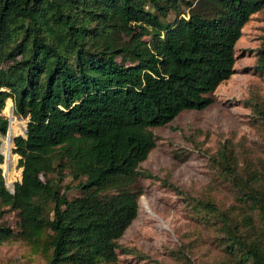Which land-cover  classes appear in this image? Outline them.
Wrapping results in <instances>:
<instances>
[{
  "label": "trees",
  "instance_id": "obj_1",
  "mask_svg": "<svg viewBox=\"0 0 264 264\" xmlns=\"http://www.w3.org/2000/svg\"><path fill=\"white\" fill-rule=\"evenodd\" d=\"M263 9L264 0H0V113L12 98L29 118L15 136L19 125L0 115V220L19 216L17 228L0 223V243L23 241L46 264H118L131 252L119 240L139 213V179L153 176L139 169L156 146L152 129L214 102ZM14 153L22 178L11 191L3 168L13 182ZM214 160L236 202L189 205L216 234L215 264H264V167H242L226 143Z\"/></svg>",
  "mask_w": 264,
  "mask_h": 264
},
{
  "label": "rangeland",
  "instance_id": "obj_2",
  "mask_svg": "<svg viewBox=\"0 0 264 264\" xmlns=\"http://www.w3.org/2000/svg\"><path fill=\"white\" fill-rule=\"evenodd\" d=\"M261 49L264 9L243 28L236 45L235 73L212 94L214 102L203 110H185L169 124L152 129L156 146L139 169L153 176L139 179V213L119 240L131 252L120 250L118 264H185L184 253L192 264H215L223 259L215 232L197 219L189 198L212 196L223 209L236 202L230 188L220 183L214 160L225 143L239 154L242 167L249 162L264 167V71L258 68ZM16 116L19 120L8 118L9 126L19 125L15 136L25 135L29 118ZM14 154L13 182L5 175L6 158L1 165L11 191L22 178L20 156ZM76 193L70 191L71 196ZM18 222V213L10 211L0 220L14 228ZM0 264L46 261L25 242L9 240L0 243Z\"/></svg>",
  "mask_w": 264,
  "mask_h": 264
},
{
  "label": "built area",
  "instance_id": "obj_3",
  "mask_svg": "<svg viewBox=\"0 0 264 264\" xmlns=\"http://www.w3.org/2000/svg\"><path fill=\"white\" fill-rule=\"evenodd\" d=\"M8 99H10L12 101V106H11V111L9 110H6V107H7V101ZM7 101H6V106L5 108L2 110V112L0 113V115H5L6 117H8L9 119L11 118V113H14L15 114V105H14V102H13V99L12 98H8ZM11 121V119H10ZM6 139V138H5ZM4 140H2V144H1V151L3 153V145H4ZM4 154V153H3Z\"/></svg>",
  "mask_w": 264,
  "mask_h": 264
},
{
  "label": "bare ground",
  "instance_id": "obj_4",
  "mask_svg": "<svg viewBox=\"0 0 264 264\" xmlns=\"http://www.w3.org/2000/svg\"><path fill=\"white\" fill-rule=\"evenodd\" d=\"M11 106H12V101H11V100H8V101H7V107H6V110L11 111ZM16 115H17V114H16ZM16 115H15L14 113H11V118H10V119L19 120V119L17 118Z\"/></svg>",
  "mask_w": 264,
  "mask_h": 264
},
{
  "label": "water",
  "instance_id": "obj_5",
  "mask_svg": "<svg viewBox=\"0 0 264 264\" xmlns=\"http://www.w3.org/2000/svg\"><path fill=\"white\" fill-rule=\"evenodd\" d=\"M9 130H10V127H9ZM9 130H8V133H7V135L9 134ZM26 131H25V133L27 132V127H26V129H25ZM15 138V137H14ZM14 138H13V142H14Z\"/></svg>",
  "mask_w": 264,
  "mask_h": 264
}]
</instances>
